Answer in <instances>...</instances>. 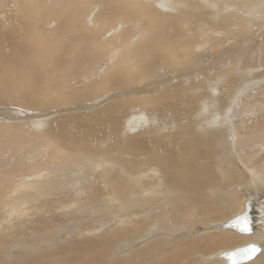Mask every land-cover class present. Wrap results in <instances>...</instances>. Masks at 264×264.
<instances>
[{
    "label": "bare ground",
    "instance_id": "6f19581e",
    "mask_svg": "<svg viewBox=\"0 0 264 264\" xmlns=\"http://www.w3.org/2000/svg\"><path fill=\"white\" fill-rule=\"evenodd\" d=\"M253 246L239 264H264V0H0V264Z\"/></svg>",
    "mask_w": 264,
    "mask_h": 264
},
{
    "label": "water",
    "instance_id": "95a60500",
    "mask_svg": "<svg viewBox=\"0 0 264 264\" xmlns=\"http://www.w3.org/2000/svg\"><path fill=\"white\" fill-rule=\"evenodd\" d=\"M224 227L236 233H246V222L243 217H236L224 224ZM254 253L251 249L242 247L227 252V264H239L252 259Z\"/></svg>",
    "mask_w": 264,
    "mask_h": 264
},
{
    "label": "rangeland",
    "instance_id": "374dc122",
    "mask_svg": "<svg viewBox=\"0 0 264 264\" xmlns=\"http://www.w3.org/2000/svg\"><path fill=\"white\" fill-rule=\"evenodd\" d=\"M26 6V4L24 5V7ZM15 9H16V7L15 6H13ZM214 46H218V45H214ZM72 81V80H71ZM71 84H73V82H71ZM260 90V89H259ZM258 187V186H257ZM259 188V187H258ZM234 194H239V195H237V196H235V197H237V198H235L236 199V201H238V202H242V201H239L241 198H245V196H244V193L243 192H238V193H235V192H233ZM241 193H243L242 195H241ZM242 196V197H241ZM241 197V198H240ZM244 200V199H243ZM238 202H236L237 204H239ZM237 204H235V205H237ZM238 209H232V210H230V213H229V216H227L226 217V219H225V221L226 220H229V219H231L236 213L238 214L240 211H241V207H242V204H240V206H236ZM240 208V209H239ZM231 231V230H230ZM233 232V231H232ZM234 233V232H233ZM236 233V232H235ZM238 234H242V233H237V235ZM226 250H229V249H223L222 251H226ZM221 250L219 251V252H222ZM219 252H217V253H219ZM215 261H217V260H215ZM219 261V263L220 264H223V262H221L220 260H218ZM249 264V263H248Z\"/></svg>",
    "mask_w": 264,
    "mask_h": 264
},
{
    "label": "snow or ice",
    "instance_id": "6c2138e0",
    "mask_svg": "<svg viewBox=\"0 0 264 264\" xmlns=\"http://www.w3.org/2000/svg\"><path fill=\"white\" fill-rule=\"evenodd\" d=\"M245 230H247V229H245ZM252 251H255V247L253 246V248H252Z\"/></svg>",
    "mask_w": 264,
    "mask_h": 264
}]
</instances>
